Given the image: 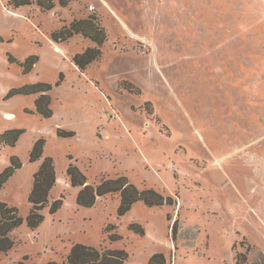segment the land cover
I'll list each match as a JSON object with an SVG mask.
<instances>
[{
    "label": "rangeland",
    "instance_id": "rangeland-1",
    "mask_svg": "<svg viewBox=\"0 0 264 264\" xmlns=\"http://www.w3.org/2000/svg\"><path fill=\"white\" fill-rule=\"evenodd\" d=\"M10 1L0 0V134L23 133L0 145V173L11 156L21 163L0 202L25 220L40 164L29 152L42 138L56 174L49 202L63 204L44 208L36 230L25 221L14 230L0 264H64L74 244L125 250V264L154 254L165 264H264V0H51L49 11ZM89 18L106 41L79 71L72 57L95 45L80 35L55 44L50 34ZM10 56L38 61L24 74ZM39 82L51 86L48 119L35 111L39 94L9 96ZM70 164L88 184L123 176L173 205L138 202L121 218L117 195L79 207ZM109 224L121 240L109 242Z\"/></svg>",
    "mask_w": 264,
    "mask_h": 264
},
{
    "label": "trees",
    "instance_id": "trees-1",
    "mask_svg": "<svg viewBox=\"0 0 264 264\" xmlns=\"http://www.w3.org/2000/svg\"><path fill=\"white\" fill-rule=\"evenodd\" d=\"M11 4L15 9L31 4L30 0H11ZM35 4L43 11L51 10L54 5L51 0H34ZM61 6H66L64 0H60ZM75 35L89 40L95 46L87 48L82 53L76 54L72 57V63L79 71H84L90 64L97 61L101 57V47L106 41V35L103 28L93 19L74 20L69 25H65L59 30L50 34V40L59 44L66 42ZM9 62H16L11 56ZM38 56H29L23 62H16L22 69L23 73H28L32 67L37 63ZM51 86L46 83H35L24 85L17 90H11V95H34L39 94L34 105L37 114L43 118H50L52 111L49 108L50 96L49 92ZM22 130H10L0 134V145L13 147L18 141ZM72 132H65L58 130L57 136L68 137L73 136ZM44 139L40 138L34 142L29 152V162H40L36 171L32 176V187L28 194L27 202L30 205L29 213L25 220L18 214V210L9 206L5 202H0V254H6L15 245L11 234L14 230L22 225H25L29 230H36L44 220L42 211L48 207L50 214L56 213L63 204L62 199L53 200L49 202V194L51 189L56 184V174L54 164L51 157L43 156ZM21 167L19 158L11 156L9 165L0 173V189ZM66 177L69 179V184L72 188H78L76 194V205L83 208L93 207L98 198H103L107 195L118 196V206L116 215L121 218L128 213L134 204L141 202L146 207H161L173 205L172 198L164 197L162 194L153 189L138 190L135 186L130 184L128 180L123 177L114 179L101 177L96 185L88 184L85 175L76 166L70 164L65 171ZM177 223L174 222L173 230H176ZM128 229L139 236L144 235L143 228L137 223H130ZM115 230L114 225H107L105 233L109 242H117L122 239L118 233H112ZM128 259V254L122 249H98L92 246L83 244H74L65 257L64 264H125ZM23 264V263H18ZM48 264H56L49 262ZM147 264H165V258L162 254H154L150 257Z\"/></svg>",
    "mask_w": 264,
    "mask_h": 264
},
{
    "label": "bare ground",
    "instance_id": "bare-ground-1",
    "mask_svg": "<svg viewBox=\"0 0 264 264\" xmlns=\"http://www.w3.org/2000/svg\"><path fill=\"white\" fill-rule=\"evenodd\" d=\"M8 117V115H6Z\"/></svg>",
    "mask_w": 264,
    "mask_h": 264
}]
</instances>
